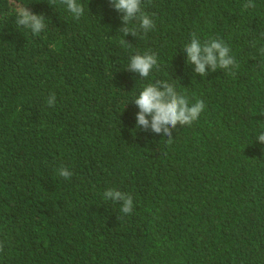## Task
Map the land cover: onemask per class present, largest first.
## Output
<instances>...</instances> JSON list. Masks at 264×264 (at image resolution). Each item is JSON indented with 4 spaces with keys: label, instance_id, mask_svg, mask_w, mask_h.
Wrapping results in <instances>:
<instances>
[{
    "label": "trees",
    "instance_id": "16d2710c",
    "mask_svg": "<svg viewBox=\"0 0 264 264\" xmlns=\"http://www.w3.org/2000/svg\"><path fill=\"white\" fill-rule=\"evenodd\" d=\"M78 2L76 20L59 0H0V264H264V0H142L156 27L130 48L109 0ZM24 7L40 34L17 24ZM193 32L239 66L195 73ZM145 52L160 68L141 78L127 68ZM157 80L205 104L171 143L137 127Z\"/></svg>",
    "mask_w": 264,
    "mask_h": 264
},
{
    "label": "clouds",
    "instance_id": "9594fccd",
    "mask_svg": "<svg viewBox=\"0 0 264 264\" xmlns=\"http://www.w3.org/2000/svg\"><path fill=\"white\" fill-rule=\"evenodd\" d=\"M66 6L73 18L79 20L85 12L84 6L78 0H59ZM111 6L122 14L121 21L123 26L119 29L123 33V37L119 43L130 48L132 45L125 41L124 37L131 34L133 37L143 38L150 30L156 27L152 17L144 11L142 0H109ZM244 9L255 7L254 3L249 0L243 5ZM154 15V14H153ZM45 16L42 14H34L26 7L17 11V24L29 29L33 35L40 34L45 28ZM138 21V26L134 24ZM143 34V35H142ZM186 60L194 66L195 73L203 77L206 69L211 71L219 69L229 70L238 67L235 57L230 55L229 46L219 38H210L201 42L197 34H191V42L184 48ZM261 55H264V48L259 49ZM159 70L160 65L155 53L145 52L137 53L130 57L128 71L138 73L141 78H148L153 69ZM56 97L51 95L48 98V105L54 106ZM139 112L136 114L137 127L143 130L149 128L155 133H164L168 138V143L172 142V130L177 124L181 126H190L197 121L205 104L202 100H197L194 104H189L187 96L177 92L174 84L167 81L157 80L155 83H149L134 100ZM264 142V133L258 138ZM59 175L65 179H71L73 173L67 168L61 167ZM104 198L113 202L122 203L121 212L130 214L133 208V198L128 193L107 189L104 192ZM3 251V244L0 243V252Z\"/></svg>",
    "mask_w": 264,
    "mask_h": 264
}]
</instances>
